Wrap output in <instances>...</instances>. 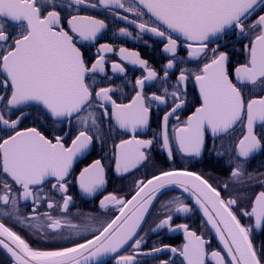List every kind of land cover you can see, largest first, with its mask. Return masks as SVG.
I'll return each instance as SVG.
<instances>
[{
  "label": "snow or ice",
  "instance_id": "obj_1",
  "mask_svg": "<svg viewBox=\"0 0 264 264\" xmlns=\"http://www.w3.org/2000/svg\"><path fill=\"white\" fill-rule=\"evenodd\" d=\"M82 10H103L114 23L136 29L134 36L120 27L116 37L156 38L166 54L162 75L138 51L117 50L110 43L99 45L89 66L82 48L101 38L109 23ZM229 34L248 38L247 60L235 67L234 79L229 53L217 42ZM181 39L189 61H205L196 70L179 67L185 63L178 56ZM108 53L119 57L111 62V77L105 67ZM125 63L146 74L132 84L130 101L118 103L114 96L130 83ZM0 76V249L11 264H104L107 257L115 264H142L140 257L164 252L171 257L159 264H178L176 257L179 264H207L209 241L186 223L172 224L173 213L189 214L194 207L222 245L210 253L215 264H264V245L253 243V233L264 231V172L254 174L247 167L264 152V95L255 92H264V0H0ZM117 76L122 83L113 86ZM189 80L198 88L199 106L181 119ZM156 82L159 94L146 95V86ZM153 106L157 112L161 106L167 110L159 132L142 139L139 133L150 128ZM33 113L41 126L50 127L51 136L37 126L22 127ZM238 127L242 131L236 136ZM117 130L128 135L112 146L118 176L145 167L159 143L169 162L176 153L198 159L207 153L227 168V179L214 185L186 168L157 169L149 178L135 180L128 197L109 192L99 200L100 210L114 209L108 219L72 211L69 177L74 162ZM76 184L82 198L106 190L101 159L80 170ZM254 187L262 190L249 196ZM165 192L180 195L161 203L162 218L149 231L182 230L185 243L143 251L147 233H141ZM22 203L31 208L27 215L21 214ZM6 219L49 247H33Z\"/></svg>",
  "mask_w": 264,
  "mask_h": 264
},
{
  "label": "flooded vegetation",
  "instance_id": "obj_2",
  "mask_svg": "<svg viewBox=\"0 0 264 264\" xmlns=\"http://www.w3.org/2000/svg\"><path fill=\"white\" fill-rule=\"evenodd\" d=\"M88 12V14L97 15L99 18H104L109 23V28L102 34V37L99 38L97 41L92 43L89 46H86L82 48V51L84 52V56L86 61L88 62L89 66L91 63L95 62L96 55H97V49L99 48V45L102 43H110L113 45L115 49H119V47L123 46L130 50L138 51L140 53V56L143 59H146L149 62V65L153 68H155L160 74L162 75L161 66L166 63V54L162 53V47L163 44L158 42L156 38L150 37V35H142L139 40H133L127 37H116L113 35V33L118 32L120 27H128L129 31L133 32V35H136V29L134 26L128 25L126 22H119L114 23L112 21L111 16L104 12L103 10L95 11V10H82ZM147 19V17H145ZM66 26V21L64 22ZM15 31L16 29H12ZM144 41H147L148 44H151L152 47H146L144 44ZM221 45V51H227L229 53V71L233 77L235 78V67H237L241 63H245L247 60V52L244 48V45L248 43V38H241L238 39L234 35H226L223 40L217 41ZM180 48L178 50V56L185 60V63L180 64L179 67L188 68L190 70H196L198 67L202 66L203 58L199 62L192 60L189 61L187 57V51L184 46L183 40L180 41ZM78 46H80L78 44ZM216 44H210L209 47H215ZM119 57L116 54L108 53L106 54V60L108 63L105 65L106 71L108 73V76H112L111 71V62L113 60H118ZM126 70H127V80L130 81V83L124 88L123 94L120 92H117L114 98L117 99V102H123L127 103L130 101L131 97L135 95V90L132 87V84L134 83L135 79L137 77L143 76L146 73L143 71V69L139 68L138 66H132L128 63L124 64ZM0 79H3L2 76H0ZM99 79V77H98ZM175 77H172V82H174ZM123 78L117 76L114 79L113 86L120 85L122 83ZM99 86H107V83H102ZM160 84L159 82H156L152 84L151 86H146L145 88V94H150L151 92H158L159 94ZM3 89H0V92H2ZM187 100L188 104L184 110H182L179 115L181 116V119H185L188 115L191 114L192 111L195 110L196 107L199 106V98H198V88L195 86L192 80H189L188 86H187ZM256 94L264 95V92H260L257 88L255 90ZM154 111L152 113L150 128L146 130L145 132L139 133L140 138L142 139H149L152 138L154 133L159 132V125L160 120L163 115V111H166L167 109L161 106V110L157 112L155 110V106H153ZM174 123V120L170 122ZM37 126L40 127L41 131H44L46 135L51 136L53 133L50 130V127L45 124V126H41L40 121L35 119V113L30 115L26 120H24L22 127H32ZM242 129L240 127L237 128L235 135L239 136ZM257 131H260V127H257ZM60 134V133H56ZM75 135V132L72 133V136ZM67 138L65 140L66 144L71 143V138ZM128 135L124 134L123 132L117 130L112 134V138L109 139L105 144L100 145L99 143L95 145V147L90 151V153L86 154L85 157L78 158L77 161L74 162L72 173L69 177L70 184H69V195H72L74 198V204L75 207L72 209V211H82L86 213H92L93 215H96L100 217V219H108L112 213L114 212V209H108L107 212L104 210H100L98 207L99 200L103 198L104 195H107L109 192H113L117 194L118 196H125L128 197L131 189L133 187V182L138 179H145L149 178L151 175L156 173L157 169L162 170H170L172 168H186L190 171L198 172L205 176V178L209 179L210 182H212L214 185L218 182H223L227 179L228 170L226 167L223 166V164H218L214 158H209L208 154L205 153L204 157L202 159L198 158H187L181 156L179 153H176L173 160L169 162L167 159L166 152L162 150L159 143H156L153 145L152 150L150 152V161L145 166L140 168L139 170L135 171L134 173L118 176L115 171V161L114 159H111L113 154V144L118 143L120 139H127ZM220 144V141H217V145ZM95 159H101L102 163L106 166V177H107V184H106V190H102L95 198H82V195L80 194L78 190V186L76 184V177L79 175L80 170H82L84 167H86L88 164H90ZM225 160H227V157H225ZM248 170L250 172H253L254 174H258L260 172H264V152L256 154L252 159L251 162L247 165ZM260 190H262L260 187H254L251 188L248 191V195L251 196L253 193H258ZM45 191H47V187L45 188ZM175 195H180L179 192H165L163 195L159 197V200L155 202V206L151 209V214L147 217V223L144 225V230L141 233V235H144L147 233L145 239L146 243L142 246L143 251H148L152 247H159L161 245H170L172 247H181L185 243V237L183 234V231H175V232H169L167 229L160 230L158 232H151L149 231L150 227L155 226V222H158L160 218H162L159 213L163 211L161 208V203L169 200L171 197ZM184 198H186V202L190 205H194L193 200H191L189 197H187L184 194ZM247 201H244L241 204V207L246 206ZM22 212V215H27L28 212L31 211V208L26 204L20 205ZM43 211V209H41ZM173 226L177 224H188L189 229L191 231H195L198 235H201L206 241H209L208 244H206V250L209 253V256L207 258V264H215V261L212 260L210 253L213 250H221L222 245L219 243L215 235L213 234L212 230L210 229V226L203 223L205 220L203 216L201 215L198 207H194V210L192 213L189 214H178L173 213ZM243 223H249L246 219L242 218ZM5 223L7 226L12 227L14 230L19 232L22 236H24L26 239L29 240L30 243H32L33 247L38 248H46L49 247L47 243L43 242H37L33 237H31L26 230H24L23 225H19L13 221L5 220ZM253 243L259 248L261 245H264V231H257L253 233ZM120 254H127L126 251H122ZM171 257V254L168 252L160 253L156 255L155 257H140L142 264H159L160 260L163 259H169ZM176 260L179 264L180 258L176 257ZM0 264H11V261L9 260L7 254L0 249ZM104 264H115V260L110 257L105 260Z\"/></svg>",
  "mask_w": 264,
  "mask_h": 264
},
{
  "label": "water",
  "instance_id": "obj_3",
  "mask_svg": "<svg viewBox=\"0 0 264 264\" xmlns=\"http://www.w3.org/2000/svg\"><path fill=\"white\" fill-rule=\"evenodd\" d=\"M186 196H187V194H185ZM190 198V197H189ZM191 199V198H190ZM192 200V199H191ZM194 202V201H193ZM200 211V210H199ZM200 213H201V215L203 216V214H202V212L200 211ZM204 218V217H203ZM205 219V218H204ZM213 232V234L215 235V233H214V231H212ZM216 237V236H215ZM217 238V237H216ZM217 240H218V238H217ZM219 241V240H218ZM3 250V249H2ZM4 251V250H3ZM5 252V251H4ZM108 258H110V257H107V258H105V260L106 259H108Z\"/></svg>",
  "mask_w": 264,
  "mask_h": 264
}]
</instances>
